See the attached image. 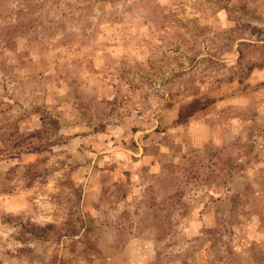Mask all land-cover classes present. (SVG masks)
Returning <instances> with one entry per match:
<instances>
[{"label":"rangeland","instance_id":"obj_1","mask_svg":"<svg viewBox=\"0 0 264 264\" xmlns=\"http://www.w3.org/2000/svg\"><path fill=\"white\" fill-rule=\"evenodd\" d=\"M0 264H264V0H0Z\"/></svg>","mask_w":264,"mask_h":264},{"label":"trees","instance_id":"obj_2","mask_svg":"<svg viewBox=\"0 0 264 264\" xmlns=\"http://www.w3.org/2000/svg\"><path fill=\"white\" fill-rule=\"evenodd\" d=\"M212 101L210 99H206L204 101L198 99V98H194L192 99L191 101H189V103H187L186 105V111H185V114H184V117L182 119H178L177 121L179 123H182V122H185L186 121V118L191 116L194 112H196L197 110H200L202 108H204L206 105H208L209 103H211ZM43 123H42V126L41 128L39 129H35L33 130L32 132H30L28 135H26V138H29V139H39L42 137V134L47 131V127H48V123L52 124L53 127L55 128L58 124V121L57 119H50V117L47 118V120H49L47 123L44 122L45 121V118L43 117ZM42 147L39 146H33V147H29L28 150H40ZM22 151H19L18 153H20ZM50 225H47L45 227H38L40 230L44 231L47 227H49Z\"/></svg>","mask_w":264,"mask_h":264}]
</instances>
